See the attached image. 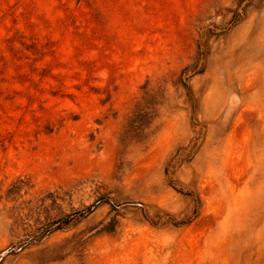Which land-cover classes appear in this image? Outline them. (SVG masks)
Segmentation results:
<instances>
[{"label": "rangeland", "instance_id": "1", "mask_svg": "<svg viewBox=\"0 0 264 264\" xmlns=\"http://www.w3.org/2000/svg\"><path fill=\"white\" fill-rule=\"evenodd\" d=\"M145 84L167 92L158 129L123 151ZM188 189L178 227L127 204L183 219ZM50 191L49 217L120 207L7 253ZM71 235L83 264H264V0H0V264Z\"/></svg>", "mask_w": 264, "mask_h": 264}, {"label": "trees", "instance_id": "2", "mask_svg": "<svg viewBox=\"0 0 264 264\" xmlns=\"http://www.w3.org/2000/svg\"><path fill=\"white\" fill-rule=\"evenodd\" d=\"M243 1V0H239ZM200 43L197 48L198 60H201L206 55V52L200 48ZM191 65H186L181 69L180 75L182 76L186 71L189 70ZM203 71V66L200 68H194V73H201ZM184 87L185 83L181 81ZM143 93L141 95L140 101L136 108L128 115L126 122L123 126L122 133L120 136L121 150L125 151L129 147L139 149L140 152L145 151L155 133L157 132L158 126L156 124L157 119L160 118L161 110L165 105L166 99V89L164 87L147 88L145 84L143 86ZM124 155V152L121 151ZM168 166V164H167ZM167 166L165 167V172H167ZM172 186V184H169ZM177 192L183 193L182 188H175ZM58 191H50L42 195L37 199L38 207L45 212L44 219L39 221L38 224L33 228L28 230L23 235V239L17 242V248H13L11 245L6 249L7 253H12L16 250H21L26 248L31 244H40L46 241L52 234L58 231L66 230L71 222L77 219L85 218L91 214L100 204L106 203L111 207L112 211H118L119 204L114 203L108 196H99L94 199L91 203L83 206L77 210H71L70 212H59L56 215L48 216V210L51 206H56L57 209L60 208V204L57 203L59 200ZM184 194L191 196L193 202V210L190 216L183 219H175L168 216L161 208L153 205L143 204L142 202H128L127 204L131 206H139L143 210V215L145 220L150 224H166L169 223L175 227L184 225L189 222V220L194 217L200 207V199L193 189H188ZM50 200V203H47ZM117 214V213H116ZM88 237L71 235L65 237L60 241L52 242L50 244H45L41 247L38 252L37 259L41 262L38 264H54L59 261H63L66 257L72 255L71 263L69 264H83L82 255ZM2 258H0L1 262Z\"/></svg>", "mask_w": 264, "mask_h": 264}]
</instances>
